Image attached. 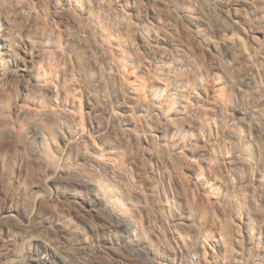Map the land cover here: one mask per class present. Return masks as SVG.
Wrapping results in <instances>:
<instances>
[{
    "label": "clouds",
    "instance_id": "obj_1",
    "mask_svg": "<svg viewBox=\"0 0 264 264\" xmlns=\"http://www.w3.org/2000/svg\"><path fill=\"white\" fill-rule=\"evenodd\" d=\"M0 264H264V0H0Z\"/></svg>",
    "mask_w": 264,
    "mask_h": 264
}]
</instances>
